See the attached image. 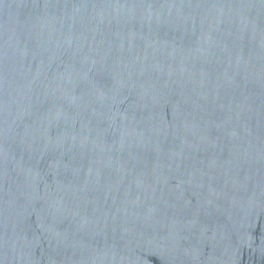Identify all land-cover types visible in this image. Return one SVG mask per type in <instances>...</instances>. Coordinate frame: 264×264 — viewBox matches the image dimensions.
Segmentation results:
<instances>
[{
	"label": "water",
	"instance_id": "obj_1",
	"mask_svg": "<svg viewBox=\"0 0 264 264\" xmlns=\"http://www.w3.org/2000/svg\"><path fill=\"white\" fill-rule=\"evenodd\" d=\"M0 264H264V0H0Z\"/></svg>",
	"mask_w": 264,
	"mask_h": 264
}]
</instances>
